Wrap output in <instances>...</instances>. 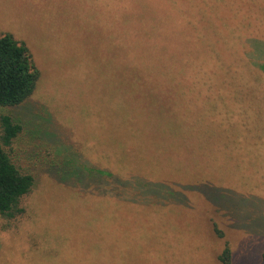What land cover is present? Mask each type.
I'll use <instances>...</instances> for the list:
<instances>
[{"label": "rangeland", "instance_id": "rangeland-1", "mask_svg": "<svg viewBox=\"0 0 264 264\" xmlns=\"http://www.w3.org/2000/svg\"><path fill=\"white\" fill-rule=\"evenodd\" d=\"M234 1L0 0V33L39 71L25 103L0 108L23 123L13 157L37 181L0 216V264H220L225 242L234 264H262L264 38L250 33L264 0ZM235 79L239 145L224 114L192 118ZM74 157L111 184L59 182L50 162Z\"/></svg>", "mask_w": 264, "mask_h": 264}, {"label": "trees", "instance_id": "trees-1", "mask_svg": "<svg viewBox=\"0 0 264 264\" xmlns=\"http://www.w3.org/2000/svg\"><path fill=\"white\" fill-rule=\"evenodd\" d=\"M234 2L243 3L244 1L235 0ZM243 4L250 13L253 9L251 8V1L246 0ZM253 12L258 11L254 9ZM259 17V20L263 24L264 8L260 10ZM249 27L250 28H246L248 32L253 29V26ZM258 31L259 32L256 33H250V35H259L260 37L264 38V27ZM204 51L206 52V50ZM220 58L221 57H219L218 61H221ZM262 69L264 70V66H262ZM38 78L39 71L24 44L15 40L10 34L0 33V108H13L25 103V101L29 99L35 90ZM241 81L242 80L237 81V79L233 81H227L223 84L226 89H224L221 93H218L216 90L213 92V94L210 93V95H215L214 97L218 98L201 103L200 109L202 110H199L195 105L194 108L197 109L198 116L196 115L192 117L197 120L196 125L202 123L205 125H211L212 127H214V125L219 127L217 120L213 122L212 119H216V116L218 118L223 117L222 114H224L226 118L225 120L223 118H219V125L221 127L223 126L221 129H224L227 135L231 133L226 132L225 128H228L229 126V128H233L232 125L235 124L234 128L238 132L232 134L238 137V145L244 140L243 136H245V133L248 131V126L251 122L250 120H246L248 128H242L241 125H238L243 123L242 106H247L244 98L245 93L234 92L230 87L233 85L241 87L245 86V91L247 89V83ZM206 85L209 86L210 84ZM192 86L193 84L190 83L188 88L190 89ZM222 99H228L232 102H237L235 104L241 106L239 107L240 110L235 114L233 110L224 108H221L220 110L219 108H216V112L214 111V113L208 112L211 110V108H215V101L219 103ZM256 108H260L259 104ZM192 121L188 123L191 124L193 123ZM215 130L217 129L215 128ZM23 132V123L17 118L16 115L0 112V216L8 219L13 218L23 212V208L19 206V201L23 196L32 190L37 182L34 174L28 169H21L13 157L14 151L12 149V145L15 141H17L18 136L20 134L22 135ZM218 133L222 136V138L226 139L225 135L221 134L219 131ZM245 138L247 139L246 136ZM225 143L226 142H223L224 146ZM50 166L52 167L51 174L59 182L70 184L79 189L89 188L92 190V193H98L95 190L106 188L112 182L110 177H107L108 180H106V178L102 176L104 171H96L94 170L95 167L92 168V166L87 167L85 165H81L80 163L77 164L75 157L72 161H52L50 162ZM202 188L204 189L203 193L208 191V187L204 186ZM214 232L219 238L223 237L221 230L217 229L215 226ZM216 257L220 264H234L232 251L229 248L227 242L224 243L222 250L219 252V254H217ZM260 258L262 264H264V251H262Z\"/></svg>", "mask_w": 264, "mask_h": 264}]
</instances>
